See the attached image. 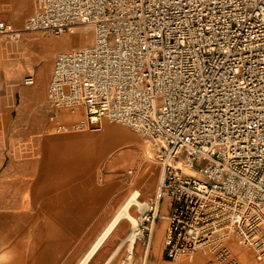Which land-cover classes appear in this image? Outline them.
I'll list each match as a JSON object with an SVG mask.
<instances>
[{"label": "built area", "instance_id": "2783aa9c", "mask_svg": "<svg viewBox=\"0 0 264 264\" xmlns=\"http://www.w3.org/2000/svg\"><path fill=\"white\" fill-rule=\"evenodd\" d=\"M82 30L91 43L54 58L48 120L58 133L117 123L151 142L161 175L136 240L149 245L165 208L166 260L203 250L241 264L233 241L264 263V0H35L22 27L0 19V44Z\"/></svg>", "mask_w": 264, "mask_h": 264}, {"label": "crops", "instance_id": "0c3cea01", "mask_svg": "<svg viewBox=\"0 0 264 264\" xmlns=\"http://www.w3.org/2000/svg\"><path fill=\"white\" fill-rule=\"evenodd\" d=\"M2 1L1 4L11 8L17 5L16 0H10L12 3ZM1 15L4 14H0V19L17 26L13 11L4 15L7 18ZM23 23L17 27H22ZM5 90L7 91V88ZM44 105H47V102L42 104ZM1 115L5 117L2 118ZM6 115L8 109L0 106V195L5 194L12 199L7 202V208L0 206V264H80L98 237L112 222L133 188L141 191L140 198L142 196L147 199L144 201L154 196L157 165L154 167L155 174H148L147 179H142L141 176L149 169V163L142 160L140 148H131L126 155L128 159H134V163L137 164L135 169L138 172L135 177L109 171L103 174H95V172L89 174L78 164L70 167L68 163L62 161L64 165L59 164L57 169L47 164L46 171L42 170L39 173L40 179L33 181L31 166L33 149L22 140L19 141L18 146L22 157L19 160L20 165L18 169L14 167L7 170L12 152L10 136L13 122L7 123ZM61 121L73 122H67L62 118ZM46 123L53 127L55 125L48 120V113L45 125ZM6 131L8 138L4 135ZM54 138L50 137L51 140L48 138L49 142L55 143L52 140ZM60 138L57 144H47V149H50L49 152L53 155L70 152L71 149L78 154L85 150L83 145H70L66 140H62L64 137ZM26 158H29L28 162ZM121 169L122 166L120 171ZM18 174L20 180H17ZM23 194L25 197H22ZM165 215L166 209L163 208L160 217L162 222L158 220L155 223L149 245L146 247L143 241L136 240L135 248L131 251L128 248L130 242L126 240L131 228L129 222L123 220L94 252L87 264H164L161 261L160 251L155 249V243L162 234L165 235ZM154 234L155 243L152 248ZM150 253L155 257L152 255L151 259ZM131 259H134V262L131 263Z\"/></svg>", "mask_w": 264, "mask_h": 264}, {"label": "bare ground", "instance_id": "6f19581e", "mask_svg": "<svg viewBox=\"0 0 264 264\" xmlns=\"http://www.w3.org/2000/svg\"><path fill=\"white\" fill-rule=\"evenodd\" d=\"M17 5L11 8L8 5L0 3V14L6 15L7 13L14 12L19 14L20 12L28 11L30 8V0H18ZM78 32V33H77ZM90 39V34L87 30L76 31L72 34H61L56 36L46 32L40 33H23L20 39L17 41L18 48L12 50L8 54H4L0 61V70L2 79L6 83H14L22 80L28 74L34 76V83L29 86L22 85L18 94L17 103L15 106L16 116L14 117L12 132L10 136L11 150L10 162L8 164L9 169L16 167L18 169L20 162V149L19 141L22 140L29 146H32V176L33 181L40 179V172L46 171L48 166H53L54 169L59 167V164H63L65 161L70 167L74 164H78L80 168L91 174L94 172L97 164L107 155L105 163V170L109 172H115V174H128L131 176L134 172H138L134 159H128L126 155L132 148L131 145H124L122 148L110 150V144L112 140H107L102 135H77L66 136L62 140L70 145H83L85 150L79 154L71 149L70 152H60L53 155L47 149V144H57L60 137L52 139L55 143L49 142L48 138H44L43 132L45 127L46 115L36 110L43 103L48 100V80L53 68V58L59 53L70 51L78 45H87V41ZM18 49V50H17ZM17 50V51H15ZM60 116L65 121H75L80 118L79 114H72L67 110H61ZM54 133L53 129L50 131ZM106 134L111 132L116 133L121 140H134L135 137L132 133L122 129L118 126H108ZM50 133V134H51ZM51 140V139H50ZM53 146V145H52ZM37 148V149H35ZM147 159L154 158V152L152 150H146ZM40 157V158H39ZM27 162L29 158H26ZM95 164V165H94ZM120 166L123 167L120 171ZM48 168V167H47ZM118 169L113 171L112 169ZM193 172V171H192ZM148 170L144 172L147 174ZM19 179V174L17 177ZM35 186V185H34ZM19 192V191H18ZM141 191L138 188H133L128 197L121 205L120 209L114 216L112 222L107 226L103 233L95 241L91 249L86 256L82 259L80 264H87L88 260L94 254V252L103 244L105 239L112 233L114 228L123 220L129 222L131 231L128 238L130 243L128 245L129 250L135 248L136 233L135 228L138 224L137 216H134L132 209L141 205L140 201ZM22 197H25L23 194ZM11 196L2 194L0 195V206L7 208V202L11 201ZM231 245L235 246L236 242L231 241ZM209 256L207 251L199 250L187 259H182L175 264H206V258ZM174 264V263H170Z\"/></svg>", "mask_w": 264, "mask_h": 264}, {"label": "rangeland", "instance_id": "374dc122", "mask_svg": "<svg viewBox=\"0 0 264 264\" xmlns=\"http://www.w3.org/2000/svg\"><path fill=\"white\" fill-rule=\"evenodd\" d=\"M0 1H2V0H0ZM7 1H10V0H6V2ZM13 1H15V0H13ZM16 1H18V0H16ZM10 2L12 3V1H10ZM33 6H34V1L30 0V8H29L28 11H26L25 13L15 14L16 17H14V18H15L17 26H20L24 22V19L33 12ZM1 16L3 18H7L4 15H1ZM91 41H92V35L90 34V39L87 41V44L91 43ZM16 46H17V48L19 47L17 41L3 42L0 45V61H1V57L4 54H8V52L10 53L12 50L14 51ZM82 46L83 45H78V46H76V48H79V47H82ZM17 50H15V51H17ZM22 85H23V81L22 80H19L17 82L11 83V84L10 83L5 84L3 82L1 74H0V106H4V107H6L8 109V115H6L7 116V123L13 122V118L15 116V106H16V103H17L20 87ZM6 88H7V91L5 90ZM36 110H39V112L44 113L46 115V117H47V105H44V106L41 105V107L39 106V108H36ZM1 117L3 118L5 116L1 115ZM46 120H47V118H46ZM108 126H118V127L122 128V129H125L126 131L132 133L137 138L134 139V140H127V139H122L121 140L119 137H117L118 135L116 133H114V132H111L110 134H106L105 131H106ZM51 129H53V131H54V127L52 125H50V124L48 125L46 123V125L44 127V132H43L44 138H46V137H66V136H77V135L81 136V135H84V134H90V135H93V136L102 135L105 138H107V140H109V141L112 140L113 143L110 144V148H109L112 151L114 149L122 148L124 145H131L132 148H140L142 150V153H140V156H141L142 160L147 161L149 163L148 173L142 175L141 177H142V179H144V178L147 179L148 174H155L154 167L157 165L156 166L157 180H156V184H155V190L157 189V185H158L157 182H158V178L160 177V173H161L159 171V170H161V165H160V163L158 162V160L156 158V151H155L154 147L152 146L151 142H149L148 140L143 138L140 134L134 132L130 128L125 127V126L120 125V124H117V123H109V122L104 121L101 124H99L96 128L86 129V130H83V131L69 132L67 134L66 133L60 134V133H57V132L51 133L50 132ZM4 135H6L5 136L6 138H8V132L7 131L5 132ZM35 149H37V148H35ZM146 150H152L154 152V158L147 159ZM106 160H107V155L104 156L102 158V160L97 164V167L94 170L95 174L106 173V170L104 168ZM83 174H85V173H83ZM136 175H137V173L134 172L133 175H131V176L135 177ZM144 200H147V199H144L141 196L140 201H144ZM132 213H133L134 216H138L137 207H134L132 209ZM160 221L161 220L159 219V222ZM166 228H167V224H166V221H165V229ZM163 238H164V234H162L160 239H159V241L157 243H155V234H154V238H153L151 247L153 248L154 247V243H155V249H158V251H160V253H161V261L164 264H170V263L166 262L165 261L166 259L162 256ZM228 246L231 249V251L233 252V254L236 256V258L240 261L241 264H264L256 257V255H255V253L253 252L252 249L243 247V246L239 245L238 243H236L235 246H233V245H231L229 243ZM152 255L154 256L153 253H150V257ZM190 256L191 255L178 257L172 263L175 264V262H177L179 260H182V259H187ZM151 259H152V257H151ZM130 261L132 263V262H134V259H131ZM206 264H219V263L215 259L214 255H212L209 252V256L206 258Z\"/></svg>", "mask_w": 264, "mask_h": 264}]
</instances>
